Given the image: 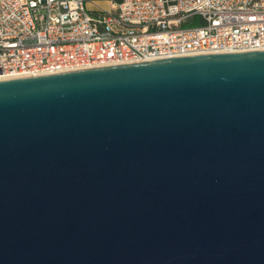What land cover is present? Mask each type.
I'll use <instances>...</instances> for the list:
<instances>
[{
	"label": "water",
	"instance_id": "95a60500",
	"mask_svg": "<svg viewBox=\"0 0 264 264\" xmlns=\"http://www.w3.org/2000/svg\"><path fill=\"white\" fill-rule=\"evenodd\" d=\"M0 264H264V50L0 79Z\"/></svg>",
	"mask_w": 264,
	"mask_h": 264
},
{
	"label": "built area",
	"instance_id": "2783aa9c",
	"mask_svg": "<svg viewBox=\"0 0 264 264\" xmlns=\"http://www.w3.org/2000/svg\"><path fill=\"white\" fill-rule=\"evenodd\" d=\"M0 0V79L264 50V0ZM200 24L182 27L193 16Z\"/></svg>",
	"mask_w": 264,
	"mask_h": 264
},
{
	"label": "crops",
	"instance_id": "0c3cea01",
	"mask_svg": "<svg viewBox=\"0 0 264 264\" xmlns=\"http://www.w3.org/2000/svg\"><path fill=\"white\" fill-rule=\"evenodd\" d=\"M115 2V0H86L85 6L90 11H93L97 8L111 10L114 8Z\"/></svg>",
	"mask_w": 264,
	"mask_h": 264
},
{
	"label": "rangeland",
	"instance_id": "374dc122",
	"mask_svg": "<svg viewBox=\"0 0 264 264\" xmlns=\"http://www.w3.org/2000/svg\"><path fill=\"white\" fill-rule=\"evenodd\" d=\"M200 24L199 17L198 16H193L191 20L187 23L182 24V27H192V26H197Z\"/></svg>",
	"mask_w": 264,
	"mask_h": 264
},
{
	"label": "trees",
	"instance_id": "16d2710c",
	"mask_svg": "<svg viewBox=\"0 0 264 264\" xmlns=\"http://www.w3.org/2000/svg\"><path fill=\"white\" fill-rule=\"evenodd\" d=\"M115 1H118V0H115Z\"/></svg>",
	"mask_w": 264,
	"mask_h": 264
}]
</instances>
